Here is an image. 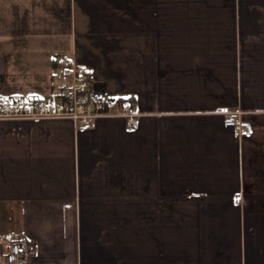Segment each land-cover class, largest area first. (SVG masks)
Wrapping results in <instances>:
<instances>
[{"label": "crops", "instance_id": "1", "mask_svg": "<svg viewBox=\"0 0 264 264\" xmlns=\"http://www.w3.org/2000/svg\"><path fill=\"white\" fill-rule=\"evenodd\" d=\"M65 56L137 126L0 120V254L264 264V0H0L1 102H59Z\"/></svg>", "mask_w": 264, "mask_h": 264}, {"label": "built area", "instance_id": "2", "mask_svg": "<svg viewBox=\"0 0 264 264\" xmlns=\"http://www.w3.org/2000/svg\"><path fill=\"white\" fill-rule=\"evenodd\" d=\"M65 75L69 83L59 102H39L10 99L0 101V120H41L68 118L80 125H90L93 120L102 117H122L130 127L137 126L139 114L134 112L131 104L115 93H99L90 84V71L77 62L74 57L65 56L62 59ZM227 125L243 130L250 135V130L242 127L240 120L233 116L225 119ZM29 254L25 242L15 240L9 249L0 254V260L9 263L24 264V256Z\"/></svg>", "mask_w": 264, "mask_h": 264}]
</instances>
